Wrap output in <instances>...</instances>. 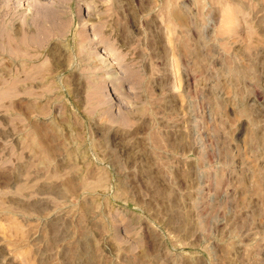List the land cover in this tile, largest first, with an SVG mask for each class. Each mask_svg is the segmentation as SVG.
<instances>
[{
	"label": "rangeland",
	"instance_id": "rangeland-1",
	"mask_svg": "<svg viewBox=\"0 0 264 264\" xmlns=\"http://www.w3.org/2000/svg\"><path fill=\"white\" fill-rule=\"evenodd\" d=\"M0 264H264V0H0Z\"/></svg>",
	"mask_w": 264,
	"mask_h": 264
},
{
	"label": "bare ground",
	"instance_id": "bare-ground-1",
	"mask_svg": "<svg viewBox=\"0 0 264 264\" xmlns=\"http://www.w3.org/2000/svg\"><path fill=\"white\" fill-rule=\"evenodd\" d=\"M2 232H4V229H2Z\"/></svg>",
	"mask_w": 264,
	"mask_h": 264
}]
</instances>
